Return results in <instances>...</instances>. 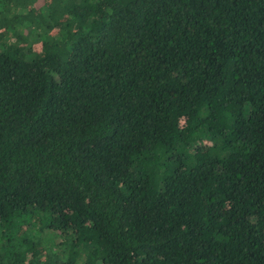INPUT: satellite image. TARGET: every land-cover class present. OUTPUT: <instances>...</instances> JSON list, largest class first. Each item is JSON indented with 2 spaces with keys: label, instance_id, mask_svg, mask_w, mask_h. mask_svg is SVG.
<instances>
[{
  "label": "trees",
  "instance_id": "16d2710c",
  "mask_svg": "<svg viewBox=\"0 0 264 264\" xmlns=\"http://www.w3.org/2000/svg\"><path fill=\"white\" fill-rule=\"evenodd\" d=\"M0 264H264V0H0Z\"/></svg>",
  "mask_w": 264,
  "mask_h": 264
}]
</instances>
